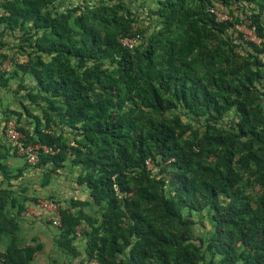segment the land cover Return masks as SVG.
Here are the masks:
<instances>
[{"label":"trees","instance_id":"1","mask_svg":"<svg viewBox=\"0 0 264 264\" xmlns=\"http://www.w3.org/2000/svg\"><path fill=\"white\" fill-rule=\"evenodd\" d=\"M65 1L0 0V89L17 103L0 121L49 148L13 169L0 143V264L44 248L19 235L40 197L11 188L31 167L42 187L70 169L87 192L43 197L82 264H264V0H138L139 26L136 0Z\"/></svg>","mask_w":264,"mask_h":264},{"label":"rangeland","instance_id":"2","mask_svg":"<svg viewBox=\"0 0 264 264\" xmlns=\"http://www.w3.org/2000/svg\"><path fill=\"white\" fill-rule=\"evenodd\" d=\"M75 1V0H74ZM73 0H66L65 3H69L71 4L72 2H74ZM64 3V4H65ZM138 0H136L134 6L137 7L138 6V10L136 11L140 16L139 18V23L137 24V26L139 25H143L146 23H148V19L146 16V10L143 13L140 9L141 7L139 6ZM146 16V17H145ZM145 20V21H143ZM241 26V31L243 33H247L248 38L247 39H253L255 38V40H259L254 32H251L250 34L248 33L250 28L246 25V24H240ZM25 57L24 56H20L19 60H24ZM9 61H11L10 59H7ZM6 62V60H5ZM12 64V62H11ZM13 68V64L11 65L9 70H12ZM7 70V71H9ZM12 84L18 85L17 81H13L12 80ZM5 96V95H4ZM6 97V96H5ZM42 172L39 171L38 169H34L30 171V175L28 176L29 182L34 185V184H39L40 186V179L42 178ZM75 177L76 174H74V172L70 171V169H65L62 170L57 178L53 181L54 185H50L48 186L47 189H50L49 191H46V189L44 188L43 192L45 193V196H39V194L37 195L38 197H40V201L42 200V205L41 207L43 209H50L52 208L51 203L52 200L48 199L45 200L43 197H48L49 192H54L55 195L57 196V198L61 201L62 205L67 204L66 200H69L70 197L74 196L75 198H83L86 199L88 194L87 192H76L74 187H76V182H75ZM28 183V184H30ZM36 185V187H37ZM34 189V188H31ZM33 192V191H32ZM42 198V199H41ZM34 213V212H31ZM197 220L199 219V217H196ZM33 224L35 225L36 223L33 222ZM44 224V223H43ZM54 228V227H53ZM52 228V229H53ZM207 228H209L208 222L206 218H203V223L201 224L199 222V224L197 225V229H198V233L205 235L207 232ZM57 229V228H55ZM81 232V231H80ZM43 234L44 235V248L43 250L38 253V256L36 258V260L32 263V264H82V257H78V258H73L70 255L65 254L64 252H62L58 246L56 245V242L54 241V239L52 238L51 234L53 233V231L51 230V228H49V226L47 224H44V226L40 225V227L36 226L33 227L31 229V231H29L28 233H24V236L26 237V241L28 242H32L33 237L37 236L40 239L43 238V235L40 236L39 234ZM85 239L82 237L77 241V245L79 250L85 254ZM98 264V263H96Z\"/></svg>","mask_w":264,"mask_h":264},{"label":"crops","instance_id":"3","mask_svg":"<svg viewBox=\"0 0 264 264\" xmlns=\"http://www.w3.org/2000/svg\"><path fill=\"white\" fill-rule=\"evenodd\" d=\"M6 61H8V60H6ZM4 64H5V62L1 66L2 70H9L11 65H12L11 64L10 66L5 68ZM11 85H14V84H12V81H11ZM16 104L17 103L15 101V96L12 92L0 89V120H2L1 116H2L3 110L8 105L10 108L14 109ZM2 125H3V122L1 123V121H0V143L2 145L1 152L5 153L7 155L6 161L10 165V167L13 169H16V168L24 165L25 159L19 153H16V155L14 154V151L12 150V148H10L12 143L10 142V139L4 134V132L2 130ZM34 169H38L43 174V171L40 168L31 167V168L26 169L23 172V176L20 177V179L13 180L11 188L15 190V194H16V196H18L20 198V200H23L24 195H26V196H37L39 194V196H45L43 189L45 188L46 191L50 190V189H47L48 186L47 187L41 186V181H42L43 175H42V178L40 179V186H39V184L38 185L37 184L32 185L29 182L28 176L30 175V171L34 170ZM3 180H4L3 175L0 172V189L5 188L7 186ZM28 183H30V184H28ZM51 184L54 185L53 182ZM36 185H37V187H36ZM31 188H34V189H31ZM74 189L76 192H82V193L85 192L84 190L79 188V186L77 184H76V187H74ZM49 194L55 195V193L53 191L49 192ZM72 197H74V196H72ZM87 198H88V196H87ZM78 199H83V198L79 197ZM39 203H40V201H39ZM25 205H26L25 210H23L21 212L20 216H18V220H19V224H20L19 235H20L21 239L23 240V242L24 243H42L44 245V235L42 233L39 234L40 236L43 235L42 239H40L37 236L36 237L34 236L32 239L33 240L32 242L26 241V237L24 236V233L26 234L29 231H31V229L33 227H35L36 224L38 227H40V225L44 226V224H47L49 226V228H51V230L53 231L51 236L55 241V239L59 233V229H58L59 226L54 220H53V222L51 221V215L53 214V212L50 209H47V210L43 209L40 204L38 206H36L35 203L32 201H26ZM17 211H18V206H15L12 209V213L15 214ZM31 212H34V213H31ZM49 221L51 223H49ZM33 222L36 224L34 225ZM55 228H57V229H55ZM3 248H4V243L1 241L0 242V249H3Z\"/></svg>","mask_w":264,"mask_h":264},{"label":"built area","instance_id":"4","mask_svg":"<svg viewBox=\"0 0 264 264\" xmlns=\"http://www.w3.org/2000/svg\"><path fill=\"white\" fill-rule=\"evenodd\" d=\"M212 12H214L215 14H217V16L219 17L220 20L223 19H229L231 18L228 14L220 12L218 10L212 9ZM241 25H236V28H238L239 30H241ZM251 32H254V28H250L249 30V34ZM246 38H248L247 33H245ZM252 39V38H251ZM139 35L133 36V37H125L123 39V43L125 45H128L130 47L134 46L135 44H137L139 42ZM253 40H255V38H253ZM259 41V40H256ZM11 65V61H6L4 64V67H8ZM2 130L4 132V134L13 142V145L16 147L17 152L24 157V159L30 163V164H35L39 161V150L41 148L49 151V148L45 145H41V144H30V145H26L24 143V134L23 132H21L18 127L17 124L15 123V121H9V122H3L2 125ZM48 200V199H45ZM52 208H50V210L53 212V214L55 215V219L54 221L60 225V221H59V212H58V208L55 202H50ZM40 205H42V200L40 201ZM78 231L80 232V229H78ZM85 264H96V262H87Z\"/></svg>","mask_w":264,"mask_h":264}]
</instances>
